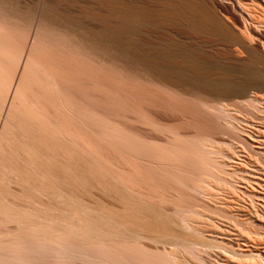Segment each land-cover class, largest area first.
Masks as SVG:
<instances>
[{"label":"rangeland","instance_id":"obj_1","mask_svg":"<svg viewBox=\"0 0 264 264\" xmlns=\"http://www.w3.org/2000/svg\"><path fill=\"white\" fill-rule=\"evenodd\" d=\"M253 30L255 0H0V264H264Z\"/></svg>","mask_w":264,"mask_h":264},{"label":"bare ground","instance_id":"obj_2","mask_svg":"<svg viewBox=\"0 0 264 264\" xmlns=\"http://www.w3.org/2000/svg\"><path fill=\"white\" fill-rule=\"evenodd\" d=\"M233 1V0H232ZM257 3H259L262 7H264V0H255ZM236 2V1H235ZM239 1H237V3H238ZM231 3V2H230ZM249 3V2H248ZM232 4V3H231ZM235 4V3H234ZM249 4H251V3H249ZM185 5V4H184ZM225 5V4H224ZM248 5V4H247ZM252 5H254L253 3H252ZM234 6V5H233ZM237 6V5H236ZM187 7V6H186ZM237 8V7H236ZM247 8H249V7H247ZM246 8V6H245V8L244 9H247ZM190 9V8H189ZM258 9H259V7H258ZM238 10V9H237ZM189 11H193L192 9L191 10H189ZM246 11V10H245ZM180 12V11H179ZM193 13V12H192ZM191 13V14H192ZM262 13V12H261ZM180 14V13H179ZM190 14V13H189ZM240 14V13H239ZM182 15H184L183 13H182ZM250 15V14H249ZM184 16H186V14L184 15ZM243 18V17H242ZM248 21V20H247ZM251 22V21H250ZM251 23H253V22H251ZM258 23V22H257ZM251 26H253V25H251ZM248 27H250V26H248ZM251 28V27H250ZM253 28H255V27H253ZM257 28V27H256ZM263 30V29H262ZM250 32H253V33H255L257 36H258V38L262 41V44L264 43V33H261V32H258V31H255V30H253V31H250ZM260 41V42H261ZM261 44V43H260ZM261 44V45H262ZM264 45V44H263ZM262 45V46H263ZM261 56H262V58L264 59V51H262V53H261ZM258 104V103H257ZM256 104V105H257ZM247 107V106H246ZM260 107V106H259ZM260 109L261 110H263L264 111V103H262V105H261V107H260ZM225 110V109H224ZM248 110V109H247ZM260 116H262V115H260ZM245 117V116H244ZM259 117V116H258ZM233 118V117H232ZM246 119V118H245ZM243 121H246V120H243ZM248 121V120H247ZM249 123V122H248ZM230 126H231V124H230ZM251 126V125H250ZM243 127V126H242ZM253 129L252 128H248V130L246 131L248 134H249V136L250 137H252V138H256V139H258V141H259V143H258V145L261 147V146H264V126H263V124H258L257 123V125H253ZM243 129V128H242ZM246 129V128H245ZM252 141V140H251ZM254 141V140H253ZM257 143V142H256ZM254 144V143H253ZM234 147V146H233ZM255 147V146H254ZM253 147V148H254ZM234 148H236V147H234ZM261 148H264V147H261ZM260 149V148H259ZM234 150H236V149H234ZM261 150V149H260ZM237 151V150H236ZM243 153V152H242ZM243 154H245V153H243ZM236 155H238V154H236ZM241 155V154H240ZM242 156V155H241ZM232 157H233V155H231L230 154V157L229 158H231L232 159ZM244 157V156H243ZM230 164V163H229ZM248 164H249V162H248ZM235 168V167H234ZM253 169H252V173L254 174V175H256V180H258V181H260V182H264V173H263V171H262V169H260V168H255L254 169V166L252 167ZM251 169V168H250ZM248 171V170H247ZM249 177V176H248ZM254 177V176H253ZM263 191V190H262ZM238 203V202H237ZM229 206V205H228ZM240 206H243L242 204L241 205H239V207ZM234 207V206H233ZM228 208V207H227ZM230 208V207H229ZM235 208V207H234ZM237 208V207H236ZM235 208V209H236ZM241 208V207H240ZM246 209L247 210H245V212L247 213V214H249L250 215V212H251V210H250V208L249 207H246ZM207 220V219H206ZM209 221V220H208ZM212 221V220H211ZM201 228V227H200ZM225 229H227L228 230V232L231 234V236H234V237H237V236H239L238 234H237V231L235 232L232 228H228V227H226ZM214 233H216L215 231H214ZM220 233V232H219ZM221 234V233H220ZM213 235V234H212ZM230 236V237H231ZM246 240H248V238L246 239ZM241 241V240H240ZM243 242V241H242ZM248 242V241H247ZM245 246V245H244ZM185 255V254H184ZM181 256V255H180ZM188 256H183L182 257V260H181V262L184 260V261H187V262H189L188 261ZM223 257V256H222ZM181 258V257H180ZM190 260V259H189ZM218 261V260H217ZM234 261V260H233ZM191 262H192V260H191ZM193 263V262H192ZM217 263V262H216ZM184 264V263H183ZM219 264V263H218Z\"/></svg>","mask_w":264,"mask_h":264}]
</instances>
